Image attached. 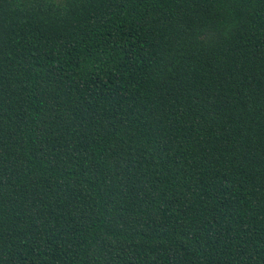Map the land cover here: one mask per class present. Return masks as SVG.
<instances>
[{
	"label": "trees",
	"instance_id": "trees-1",
	"mask_svg": "<svg viewBox=\"0 0 264 264\" xmlns=\"http://www.w3.org/2000/svg\"><path fill=\"white\" fill-rule=\"evenodd\" d=\"M0 264H264V0H0Z\"/></svg>",
	"mask_w": 264,
	"mask_h": 264
}]
</instances>
